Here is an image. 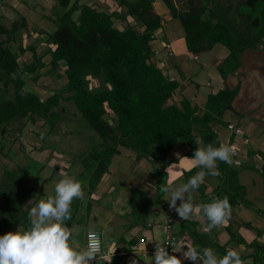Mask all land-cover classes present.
<instances>
[{
	"label": "crops",
	"instance_id": "obj_1",
	"mask_svg": "<svg viewBox=\"0 0 264 264\" xmlns=\"http://www.w3.org/2000/svg\"><path fill=\"white\" fill-rule=\"evenodd\" d=\"M16 1L19 6L22 5L27 8L25 0ZM50 1H52L51 6L55 8L58 0ZM73 1L71 0V3ZM128 1L136 2V0ZM44 2L48 4L46 0ZM77 5L78 7L80 5H89L98 11L106 13L115 11L111 17L113 24L119 29L123 28L120 13L126 11V5L120 3V0H77ZM152 5L155 12L161 17V26L154 31V38L150 41V46L152 49L159 51V53H154V58L164 63L168 77L177 81L178 87L175 89L177 100L188 99L190 104L196 107V113L202 115L205 110L204 106L207 96L210 93H216L218 90L225 89L226 86H229L227 88L235 89V96L231 103L215 114L214 119L207 124L208 129L203 134L199 130L195 134V139L202 140L205 144L214 142V139H217L219 145L224 143L235 148L232 155L233 163L230 166L237 172V184L233 185L232 188L237 192V195L233 192L232 195L234 197L230 198L231 216L225 224L218 227H210L209 221L203 213L191 220L195 221L196 231L203 236L202 243L207 241L204 236L213 232L211 240L223 248L222 255L229 249H235L244 264H264V224L255 223L258 222V219H264L262 216L264 215V35L259 36L252 47H248L240 54L239 66L232 72V76L228 75L224 79L215 67L217 60L223 59H219V54H217L218 57L215 54L212 57L211 54L208 55L213 46L205 51V56L201 55L202 52L189 53L181 50L177 53L174 51L169 36L165 37L162 27L166 21L178 18L170 14L162 0H153ZM42 6H44L43 3ZM64 9L66 10L67 8L64 7ZM3 10L4 6H1L0 25L4 28L9 29L13 23L25 24L15 34L11 35L9 33L8 35L10 36L8 44L12 45V50L17 54L18 63L23 66L33 62L34 59L31 58V55L28 57L27 52L28 49L36 50V47H31L33 43L30 38L24 44L23 40L26 37L22 36L25 35L26 26H29L27 15L22 12L19 13V9H13L12 7L5 9L9 11L8 13ZM2 13L7 17L9 13L11 15L14 13L20 19L15 18L10 25H7L6 19L1 16ZM71 16L74 20H77L79 8L75 9ZM2 18L4 23L1 21ZM57 18L55 15L51 20ZM133 22L140 30L141 26L136 23V20H133ZM173 27L175 28L177 25L174 24ZM55 28L56 26L53 29ZM36 29H33L34 32L41 38L42 44L45 46L42 47L43 50L38 53L35 59L37 65L39 63L42 64L38 65L39 67L34 72H22V78L26 86L29 87H38L43 78L48 79L50 83H54V80L59 79L57 78L58 73L65 74L67 71V66L62 61L55 68H52L50 64L51 53L48 51L47 36L53 29L47 31ZM176 33H178V36H182L181 31H176ZM36 35L33 37V34H31L30 37L34 39ZM6 36V33L0 34V39L6 38ZM167 41H169L173 51L170 56L166 55L165 49L162 47V42ZM217 43L219 42L213 45H218ZM26 44L30 46L28 45L27 47ZM219 53L223 54L224 58L229 54L228 51L226 54L223 53L222 49H220ZM36 75H38L37 79H35ZM29 83H32L33 86ZM46 86L55 87L52 84ZM35 93H37V90H35ZM228 124H232L234 128L240 127L242 131L236 133L234 128L228 127ZM2 128L4 127H0V139L3 137L8 139L9 135L4 133L5 129L2 130ZM7 128H9L8 125ZM20 133L17 135L18 137L13 138L11 136L9 139L10 143L13 139L18 141L21 137ZM209 133L215 134L216 137ZM18 142V147L11 146L7 148L9 149L6 152L7 154L4 153L5 149L0 151V162L4 173L11 170L18 173L19 178L20 176H22V179L25 177L24 187L21 184L24 190L23 194L29 193L30 190L33 192L32 196H28L27 200L22 204V209L27 208L30 211L45 193L53 195L55 184L61 179V173L78 180V172L82 173L83 171V167L79 162L74 164V166L69 161L68 164L74 167L64 170V168L49 164V170L43 174L48 165L44 159L45 156H48L44 153L45 151L42 149L35 151L31 144L24 141ZM116 149L117 152L113 155H119L123 160H119L116 163H112L110 160L106 170L94 186L89 184V180L81 181L85 192V200L75 199L73 201L71 205V220L65 222L72 233L70 243L77 250L85 248V233L91 227L100 233L105 246L100 254L102 259L99 257L97 264H131L132 261H137L138 264H152L156 244L161 243L167 236H174L177 242L175 244L176 252L170 254H175L182 260L183 264H194L191 260L185 259L184 253L187 251V244L177 237V234L182 231V227L178 233H174L171 230V224L176 219L173 214L175 210L170 208V202L165 200L163 192L160 190L156 192L157 176L160 170L165 172V183L171 179L174 184H182L181 178L184 176L189 178L199 170L191 167L190 161L182 160L179 169L174 170L171 177L167 175L166 170L169 165H178L181 157L192 158V156L186 154V146L178 142L168 157L159 160H154L149 155L138 154L134 149L120 144L116 146ZM51 152L53 153H51L52 156H57V159L62 156L56 150ZM25 157H29L40 164L35 177L31 176L30 170L22 164ZM60 158L65 160L64 157ZM23 169H27V175H20L21 172H24ZM220 185L221 182L214 177L206 176L204 183L192 194L194 205H203L217 198L216 192ZM136 190L139 191L140 195L145 190L149 196L159 200L162 199L161 206L154 208L153 215L148 214L149 217L143 226L129 222L126 217L129 210L128 204ZM113 193H115L114 196L112 195ZM179 204L180 201L178 200L177 205ZM249 216L252 218L251 221L248 219ZM20 226L23 227L20 222L11 223L0 234L4 235L9 231L14 232Z\"/></svg>",
	"mask_w": 264,
	"mask_h": 264
},
{
	"label": "trees",
	"instance_id": "obj_2",
	"mask_svg": "<svg viewBox=\"0 0 264 264\" xmlns=\"http://www.w3.org/2000/svg\"><path fill=\"white\" fill-rule=\"evenodd\" d=\"M152 1L120 0V3L126 5V11L120 13L123 28L119 29L114 26L111 18L115 11L106 13L89 5L78 7L77 0L72 3L71 0H58L67 9L56 28L48 34L47 43L52 68L57 67L61 61L67 66L66 73H58L57 78L63 75L65 83L61 88H66L69 93L62 95L54 87L53 92L44 99L24 89L25 81L22 78L23 71L34 72L42 63L38 66L34 59L22 66L18 63L12 45L8 44L9 33L15 34L25 24L13 23L9 29L0 25V34L7 35L0 39V127L14 118H27L33 122L36 116L44 118L49 127H53L55 119L63 111L53 109L58 105L59 98L63 96V99L72 100L98 135L99 144L105 145L100 150L97 144L90 154L91 158L84 160L82 173L87 172L91 186L106 170L111 156L117 152L118 144L159 160L168 157L180 142L186 146V154L193 157L197 147L194 130L203 134L215 114L231 103L235 89L226 86L216 93H210L202 115L196 113V107L188 99L177 100L175 89L178 83L168 77L166 66L154 58L150 46L154 31L161 26V17L153 9ZM165 3L172 16L180 20L188 51L199 53L209 50L216 42L226 44L227 23L201 19L203 9L192 4L176 12L175 6L168 0ZM77 8L79 16L74 20L71 15ZM133 20L141 26L140 30ZM229 47L230 61L217 60L216 64L224 79L233 75L232 72L239 66L240 54L252 45L244 44L237 51L236 45ZM87 75L93 76L106 87L97 90L89 88ZM37 78L38 75L35 76ZM107 114L113 115L111 117L116 129L107 122ZM18 129L20 131V127ZM209 134L216 137L215 134ZM214 143V146L219 147L217 139H214ZM217 162L220 178L226 183L224 187L220 185L216 196L219 199L227 196L230 202V198L234 197L232 193L237 195L232 189L237 184V172L228 163ZM23 171L22 175H27V169ZM157 177L156 192H159V180L166 178L165 172L160 170ZM21 184L19 174L11 170L0 180V233L14 222H20L23 227L28 225L29 210L22 209V204L33 192L30 190L24 195ZM189 222L194 229L191 230L183 220L182 231L177 237L185 244L197 247L194 242H201L203 236L196 231L195 221Z\"/></svg>",
	"mask_w": 264,
	"mask_h": 264
},
{
	"label": "rangeland",
	"instance_id": "obj_3",
	"mask_svg": "<svg viewBox=\"0 0 264 264\" xmlns=\"http://www.w3.org/2000/svg\"><path fill=\"white\" fill-rule=\"evenodd\" d=\"M0 1L2 2V3L0 2L1 3L0 7L4 6V10H3L4 12L8 13L9 11L5 9H9L12 7L13 9L14 8L19 9V11L17 10L19 13L22 12L25 15H27L29 20L28 23L29 26L28 27L26 26L27 30L25 32V35H22L23 37H26L25 40H23V43L25 44L26 42H28L30 38L31 42L33 43L31 44V47L33 48L36 47V50L28 49L27 56L30 57L31 55L32 59H36L38 53H40L43 50L42 47H44L45 45L42 44L41 38H39L38 35H36V32H34L33 29L38 28L44 31L53 29L58 24L61 15L65 11L64 7L60 5L59 2H57V6L53 8L51 6L52 1L50 0H46L48 4H45L44 0H25L27 4V8L23 7L22 5L19 6L16 0L9 2L8 0H0ZM168 1L175 6L176 12L177 11L180 12L188 8L190 4H192L195 7L203 9V12L200 16L201 19H210L212 22H216L220 20V22H223L225 24L227 23L228 30H226L227 33L225 34L226 44L224 45L219 42L217 43L218 45H213L212 47L213 49H210L211 52H209L208 54V55L211 54V57L214 54L216 56L217 54H219L218 55L219 59H223V62L224 60L230 61V58L228 57V55L224 58V55L219 53L220 49H222V52L226 54L227 51L228 53L230 52L229 45L231 46L236 45L235 50L237 51L239 46H243L244 44L253 45L259 36L264 35V0H168ZM162 2L166 5L165 0H162ZM42 3L44 6H42ZM13 5H17L18 7ZM167 8L171 14V10L169 9L168 6ZM13 14L11 15L9 13L8 14L9 16L7 17L5 14L3 15L2 13L1 16L6 19L7 25H10L12 23L11 21H13L15 18L18 17L17 14L16 15ZM55 15L58 18L51 20V18H53ZM3 18L1 21L4 23ZM46 19L49 21H47ZM174 24L177 25V27L174 28L173 27ZM162 28L165 37L169 36V40L171 41L175 52L179 53L182 50L185 52L192 53L187 50L184 30L180 24L179 19L166 21ZM176 31H181L182 36H178L177 35L178 33H176ZM31 34H33V37L34 35H36V38L34 39L33 37L31 38L30 37ZM28 45L26 44L27 47ZM205 51H201L202 56L203 55L205 56L204 54ZM236 51H234V53H237ZM228 61L226 63H228ZM215 67L217 68V66ZM43 70H45V68H43ZM86 79H87L88 87L92 88L93 90L106 87L99 84L98 81L94 79L93 76L87 75ZM53 82L54 83H50L48 79L43 78L41 79V84H38V87H29L26 86L25 84L24 89L29 90L31 92H35V90H37L36 94L39 95L40 99H44L54 89V87L53 88L47 87L46 85H51V84L54 85L55 87H57L56 90H59L62 95H67L69 93L67 92L66 88L64 89L61 88L62 85L64 86L65 83V79L63 75L62 78L54 80ZM29 84L33 86L32 83ZM9 93L12 94L10 91ZM53 109L57 111H60V109L63 110L62 113L59 114V116L55 119L53 127H49L48 122L45 121L44 118L39 116H36L33 122L29 121L27 118H24L23 120L14 118L9 123L8 122L4 123V125L1 126L4 127L2 128V130L5 129L4 133H7V135H9L8 139H6L5 137L0 139V147L2 148V150L5 149L4 153L8 152L9 149L7 148L11 146L15 148L18 147V143H19L18 141H24L25 143L31 144V146L35 151L36 150L40 151L41 149L44 150L45 151L44 153L48 155L47 157L45 156L44 158L48 163L47 167L43 171V174H45L49 170L48 168H50L49 164L56 165L57 167H60L62 169L64 168V170L66 168L69 169L74 167L75 166L74 164H77V162H79L80 165H82L83 167L84 160L86 158H91L90 154L92 153L93 150H95L97 144H98V149L100 150H102L103 147H105V145L99 144L98 135L90 126L88 120L81 115V113L76 108L72 100L63 99L62 96L59 98L58 105L54 106ZM111 116L113 115L107 114L105 118L107 122L110 125H113L114 129H116L114 125L115 124L114 119ZM24 120L25 122H23ZM7 125L9 126L10 130L9 128L6 129ZM19 127H20V131L18 129ZM194 132L197 133V130H194ZM19 133L21 134V137L19 138L18 141H15L13 138L18 137L17 135ZM11 136H13L12 138L13 140L10 143L9 139L11 138ZM52 150H56L60 152L62 154V156L60 157H64L65 160H63L60 157L57 159V156H52L53 154L51 152ZM24 159L25 160L23 161L22 164L25 165L28 168V170H30L31 176L33 175L35 177L36 171L39 170L40 164H38L35 160L34 161L31 160L29 157L28 158L25 157ZM41 159H43V157H41ZM119 160H123V159L121 156L116 154L113 155V157L111 158L112 163H116ZM69 161L72 162L74 166L73 165L70 166V164H68ZM217 167L219 171L218 164ZM4 174L5 173L3 171L0 162V180L2 177H4ZM20 175H22V172L20 173ZM86 175L87 172L86 173L78 172V177H79L78 180L87 181L88 175L87 176ZM214 178L220 181L221 185L224 187L226 181L224 182V180H222L220 176ZM187 180L188 178L184 176L183 178H181L180 181L181 183H185ZM19 181L23 182L22 185L24 187V181H22V178H19ZM157 181H158V177H157ZM159 181H160L159 182V187H160V185L165 182V177L164 179L162 180L160 179ZM142 193L143 194L140 195L138 190L135 191L134 196L131 198L130 203L128 204L129 210L126 216L129 222H133L136 224L138 223L140 224L139 226H143L146 223L147 218L149 217L148 214L153 215L154 208H158L157 206L160 207L162 203V199L159 200L158 198L155 197L153 198L152 196H149V194H147L148 193L147 191L143 190ZM194 193L195 192H193L192 194ZM112 195L114 196L115 193H113ZM173 214L176 219L171 224V230L174 233H178L182 227L181 226L182 219L178 216V214L175 211ZM262 216L264 217V215ZM194 217L195 216H193L191 219H194ZM248 219L251 221L252 219L251 216H249ZM255 223H258L259 225H263L264 219H258V222ZM212 233L213 232L204 236V239L207 240L206 243L195 241L194 245L197 246L199 249H203L204 247H210L215 251V253L221 256L223 248L220 247L218 244H216V242L211 240V238L213 237L211 235ZM102 246L104 250L105 246L103 241H102ZM96 261L97 264L99 260Z\"/></svg>",
	"mask_w": 264,
	"mask_h": 264
},
{
	"label": "clouds",
	"instance_id": "obj_4",
	"mask_svg": "<svg viewBox=\"0 0 264 264\" xmlns=\"http://www.w3.org/2000/svg\"><path fill=\"white\" fill-rule=\"evenodd\" d=\"M197 145L192 158L181 157L179 164H171L167 175L172 176L178 170L182 160L190 161V166L199 169L185 183L174 184L171 179L160 185L170 208L175 210L184 221H190L200 213L207 218L210 227L225 224L231 216L229 198H215L203 205H194L192 193L204 183L206 176L218 177L217 161L231 165L234 146L214 142L205 144L196 140ZM75 199L85 200L82 182L72 176L61 173V179L55 184L54 194L41 197L28 213L27 227L20 226L16 231L0 235V264H91L98 255L100 259V240L98 234L90 227L88 243L83 249L77 250L70 243L72 233L66 225L71 220V205ZM180 204L177 205V201ZM172 245V244H171ZM187 246L185 259L194 264H244L237 250L229 249L222 256L210 247L199 249ZM152 264H183L175 254H169L164 245L156 244ZM173 253L176 252L172 245ZM131 264H138L132 261Z\"/></svg>",
	"mask_w": 264,
	"mask_h": 264
},
{
	"label": "built area",
	"instance_id": "obj_5",
	"mask_svg": "<svg viewBox=\"0 0 264 264\" xmlns=\"http://www.w3.org/2000/svg\"><path fill=\"white\" fill-rule=\"evenodd\" d=\"M162 47L163 49H165V53L167 56H170L173 54V51L171 49V45L169 42H162ZM154 53H159V51L157 49H153ZM228 127L229 128H234V126L232 124H228ZM234 131L236 133H240L242 130L240 127H235L234 128ZM97 234H98V238L100 240V253H102L103 251V246H102V239H101V235L98 231L94 230ZM87 243H88V231H86L85 233V242H84V247L87 246ZM177 242H176V238L174 236H167L160 244L161 245H164V247L166 248V250L170 253L173 252V248H172V245H175ZM172 244V245H171ZM154 250H156V247L154 248ZM99 258V255L93 260L91 261V264H94V262Z\"/></svg>",
	"mask_w": 264,
	"mask_h": 264
},
{
	"label": "water",
	"instance_id": "obj_6",
	"mask_svg": "<svg viewBox=\"0 0 264 264\" xmlns=\"http://www.w3.org/2000/svg\"><path fill=\"white\" fill-rule=\"evenodd\" d=\"M256 23H257V20H256ZM184 224L187 225L191 230L194 229V226L192 225L191 222H189V221H184Z\"/></svg>",
	"mask_w": 264,
	"mask_h": 264
}]
</instances>
